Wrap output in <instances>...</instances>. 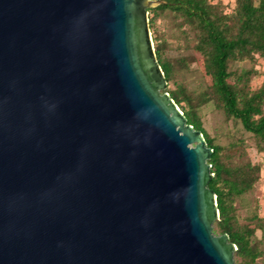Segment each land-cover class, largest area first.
<instances>
[{"label": "water", "instance_id": "obj_1", "mask_svg": "<svg viewBox=\"0 0 264 264\" xmlns=\"http://www.w3.org/2000/svg\"><path fill=\"white\" fill-rule=\"evenodd\" d=\"M155 0H0V264H236L214 150L167 91Z\"/></svg>", "mask_w": 264, "mask_h": 264}, {"label": "trees", "instance_id": "obj_2", "mask_svg": "<svg viewBox=\"0 0 264 264\" xmlns=\"http://www.w3.org/2000/svg\"><path fill=\"white\" fill-rule=\"evenodd\" d=\"M155 1L164 2L149 10V18L157 59L168 82L165 92L182 109L188 124L201 131L208 147L214 150L209 161L214 174L210 188L216 193L220 211V218L213 226L214 233L228 234L230 242L238 247L236 264H256L264 257V249L260 247L264 239L258 241L256 235L261 230L264 237V217L254 212L247 224L242 225L236 204L261 181L262 165L242 160L246 152L239 144L244 141L224 147L210 137L199 118V110L213 102L227 121L240 124L241 130L256 140L258 150L264 152V84L255 90L251 88L250 77L254 70L244 69L240 74L230 71L231 63L254 61L257 56L264 58V0H236L230 13L212 0ZM166 12L181 16L195 33L194 49L203 58L201 78L208 87L198 96L189 93L184 84L176 80L186 60L173 61L165 57L156 25ZM232 77L235 82L230 81ZM171 83L175 89H169ZM250 223H255L254 227Z\"/></svg>", "mask_w": 264, "mask_h": 264}, {"label": "rangeland", "instance_id": "obj_3", "mask_svg": "<svg viewBox=\"0 0 264 264\" xmlns=\"http://www.w3.org/2000/svg\"><path fill=\"white\" fill-rule=\"evenodd\" d=\"M235 1L212 0L213 4H222L227 13L233 10ZM156 33L163 44L167 59L173 61L186 60V64L177 74L176 80L180 84H184L187 91L191 94L193 93L195 96L207 91V82L204 78H201L203 58L194 49L196 43V38H194L195 33L189 25L184 24L183 18L170 12L163 13L157 21ZM244 69L254 70L253 72H255L250 77L252 89L255 90L263 86L264 58L257 56L254 61L248 60L242 63L230 64V71L235 74H240ZM235 80V77L230 79L232 82H235ZM169 89H175V85L171 83ZM199 116L205 130L210 137L216 139L217 143L225 147L231 143L244 141L242 145L239 144V147L246 152V156L242 160L251 161L254 165L264 166V152L258 150L256 140L251 135L244 133L241 130L240 124L237 125L236 123L227 121L224 113L220 110L218 111L213 102L200 108ZM237 149L239 148L237 147ZM260 183L261 181L256 184L251 192H248L237 200V214L242 225L247 224V219L254 212L264 217V183L262 185ZM250 224L253 227L255 225V223ZM256 235L258 241L264 239L263 231L258 230ZM260 247L264 249V241ZM256 264H264V257L260 258Z\"/></svg>", "mask_w": 264, "mask_h": 264}, {"label": "crops", "instance_id": "obj_4", "mask_svg": "<svg viewBox=\"0 0 264 264\" xmlns=\"http://www.w3.org/2000/svg\"><path fill=\"white\" fill-rule=\"evenodd\" d=\"M261 183L260 185H262L264 183V166L262 167V174H261Z\"/></svg>", "mask_w": 264, "mask_h": 264}]
</instances>
